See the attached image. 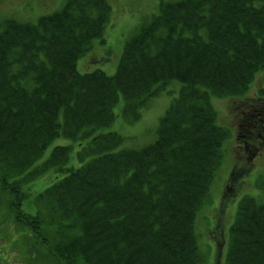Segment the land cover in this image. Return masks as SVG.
<instances>
[{
    "label": "trees",
    "instance_id": "obj_1",
    "mask_svg": "<svg viewBox=\"0 0 264 264\" xmlns=\"http://www.w3.org/2000/svg\"><path fill=\"white\" fill-rule=\"evenodd\" d=\"M110 17L107 0H66L36 24L0 25V199L20 238L33 237L30 247L56 264H202L195 223L228 135L210 97L245 94L264 68V0H159L114 76L81 73L78 59ZM172 81L182 88L157 140L121 149L123 137L106 128L121 114L138 119ZM256 104L240 121L250 157L264 131V102ZM59 137L89 139L91 159L77 168L72 147L57 146L36 165ZM52 169L67 175L33 197ZM229 231L227 264H264V203L244 198Z\"/></svg>",
    "mask_w": 264,
    "mask_h": 264
},
{
    "label": "rangeland",
    "instance_id": "obj_2",
    "mask_svg": "<svg viewBox=\"0 0 264 264\" xmlns=\"http://www.w3.org/2000/svg\"><path fill=\"white\" fill-rule=\"evenodd\" d=\"M64 2L65 0H0V18H14L23 22L36 23L41 16L60 10ZM108 2L112 6V15L110 23L102 37L104 41L97 40L94 43V49L85 53L79 59L78 69L82 73L102 70L110 76L114 75L118 68L125 41L133 36L139 27L158 11L159 5V0H108ZM263 76V73L257 75L255 83L249 88L241 100H252L263 85ZM169 84L163 87L165 91L161 92L160 96L151 100L148 107L142 111L141 117L138 120L130 121L127 117L119 115L106 130L114 131L122 135L125 138L123 147L126 148L139 149L153 143L157 138V129L161 117L170 106L172 98L174 99L178 96L182 86L179 82ZM233 101L231 98L211 97V104L217 112L221 126L229 131V137L224 145V165L214 181L212 203L208 207L203 208L198 222L199 228L197 232L201 236L203 243H207L206 246L211 243L212 252L208 264H216L214 255L216 245L214 240L211 241L213 239V233L215 232L218 235L217 232H221L218 237L223 244L220 251L217 250L216 261L218 264H223V259L225 260L228 250V243L224 249L225 230L228 229V233L235 216V210L237 211V204L245 195L261 198L264 190V149L260 151V154L253 162L245 161L244 157L246 154L237 145L236 111ZM118 110L119 107L116 108V112ZM251 112L253 115L256 114L254 109ZM86 143V140L81 141L78 150L86 146ZM68 144H72V141L63 139L56 140L48 148L39 164L50 157L54 146ZM232 171L239 174V189L232 193V195L226 196L225 193L223 195V190ZM244 175L245 177H243ZM55 177H57V174L50 171L42 180L36 181L31 186L29 192L34 193V197L37 193L42 192L48 187ZM232 197H234V200L231 199ZM217 221H219L220 225H217L218 229L216 230L213 229V225ZM1 222L2 216L0 215ZM8 226L9 224L7 223L0 225V264H52L38 259H32L31 262L24 263L19 255L21 250L17 248V245H14V250L10 248L16 235L15 233L21 231H17L14 227L12 230L8 229ZM223 249L225 250V254L222 259Z\"/></svg>",
    "mask_w": 264,
    "mask_h": 264
},
{
    "label": "flooded vegetation",
    "instance_id": "obj_3",
    "mask_svg": "<svg viewBox=\"0 0 264 264\" xmlns=\"http://www.w3.org/2000/svg\"><path fill=\"white\" fill-rule=\"evenodd\" d=\"M261 139L264 140V131H263V135H260Z\"/></svg>",
    "mask_w": 264,
    "mask_h": 264
}]
</instances>
